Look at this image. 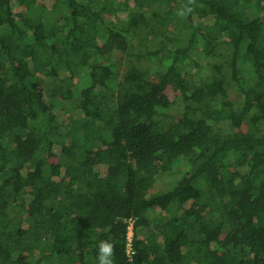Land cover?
<instances>
[{"label":"trees","instance_id":"obj_1","mask_svg":"<svg viewBox=\"0 0 264 264\" xmlns=\"http://www.w3.org/2000/svg\"><path fill=\"white\" fill-rule=\"evenodd\" d=\"M102 241L113 264H264V0H0V264H98Z\"/></svg>","mask_w":264,"mask_h":264},{"label":"rangeland","instance_id":"obj_2","mask_svg":"<svg viewBox=\"0 0 264 264\" xmlns=\"http://www.w3.org/2000/svg\"><path fill=\"white\" fill-rule=\"evenodd\" d=\"M48 16H50V14H48ZM61 17V16H60ZM59 17V18H60ZM51 23L53 22V19L50 17ZM153 45L151 46V50L154 49ZM139 50V48H137ZM193 62L199 64L202 68L200 70H196V68H191L189 67L185 68V73L189 74L190 72L192 73V71H196L199 73L198 76H196L194 79L195 81H199L202 77H206L210 75V69L207 66L211 60H205L203 59L200 55H196L193 57ZM112 63L114 65L113 70L116 72V77L114 79L113 82H111L110 87L113 89L117 88V85L119 84V82L122 79L123 74L126 71V63H127V58L124 54L122 53H114L112 55ZM241 80L244 83H250V73L247 71H242L241 73ZM49 82H51V80H49ZM82 83L86 84V73L84 72V78L82 79ZM228 94H229V100L233 101L234 103H236L238 106L242 103V93L241 91L234 85V84H230L228 87ZM76 97H78V94L76 95ZM57 108L58 110H62L61 107V103L60 102H56ZM78 115V114H77ZM83 138V134L79 133L76 135H72L71 136V140L74 141H82ZM187 165L185 163H181L177 166H175L173 168V173L170 174V177H161L160 179H158L157 183H156V190L155 192H163L166 190L171 189L174 184L175 181L179 180L182 176H185L187 174ZM45 172L48 173V169L46 167ZM189 238H192V234L190 231L187 232ZM152 235V230H150L149 228H145L141 231V237L144 238H148ZM197 239H201L202 236H197Z\"/></svg>","mask_w":264,"mask_h":264},{"label":"clouds","instance_id":"obj_3","mask_svg":"<svg viewBox=\"0 0 264 264\" xmlns=\"http://www.w3.org/2000/svg\"><path fill=\"white\" fill-rule=\"evenodd\" d=\"M114 245L107 241H102L98 245L97 261L98 264H113Z\"/></svg>","mask_w":264,"mask_h":264},{"label":"built area","instance_id":"obj_4","mask_svg":"<svg viewBox=\"0 0 264 264\" xmlns=\"http://www.w3.org/2000/svg\"><path fill=\"white\" fill-rule=\"evenodd\" d=\"M127 224V244H126V249H127V256L130 260H132L133 255H134V249H133V239H134V226H135V221L134 220H129L126 222Z\"/></svg>","mask_w":264,"mask_h":264}]
</instances>
